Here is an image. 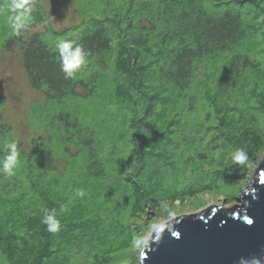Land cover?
I'll return each mask as SVG.
<instances>
[{
    "label": "trees",
    "instance_id": "obj_1",
    "mask_svg": "<svg viewBox=\"0 0 264 264\" xmlns=\"http://www.w3.org/2000/svg\"><path fill=\"white\" fill-rule=\"evenodd\" d=\"M35 5L27 27L46 23V31L17 34L3 49L21 51L30 85L46 96L52 135L31 154L18 144L8 175L14 128L0 122V264H112L135 238L121 224L149 200L183 202L238 184L264 150V0H130L65 33L88 54L72 78L44 40L62 34ZM89 99L91 116L98 104L110 114L111 140H101L104 124L80 118ZM241 148L240 171H223ZM46 212L58 233L42 223Z\"/></svg>",
    "mask_w": 264,
    "mask_h": 264
},
{
    "label": "rangeland",
    "instance_id": "obj_2",
    "mask_svg": "<svg viewBox=\"0 0 264 264\" xmlns=\"http://www.w3.org/2000/svg\"><path fill=\"white\" fill-rule=\"evenodd\" d=\"M130 0H27L23 4V0H0V100L4 106L0 111V122L10 124L14 128V140L16 145L22 144V149L28 153H32V149L36 142L45 141L52 135V131L48 126L47 117L51 112H46V96L43 92L34 89L29 82L28 74L23 65V56L19 49L12 52L4 50L5 42L13 38L17 34L24 33L28 38L35 33H44L47 29V24H39L36 26H29V19L25 20L23 26L18 30H14L12 24L15 22V17L20 16L24 20V16L33 14L35 3L44 9L46 13V21L62 36L54 37L52 33L44 35V40L51 45H55L65 39V33L70 29L76 28L84 24L90 18L105 16L108 13H115L116 10L124 8L129 4ZM157 1V0H149ZM14 4H23V7H13ZM25 8L30 10L25 13ZM32 16V15H31ZM30 16V19H31ZM37 16V11H36ZM28 18V17H27ZM205 67H201L199 79L203 78ZM81 92L82 88H78ZM104 94L107 89L104 88ZM91 99L84 100V104L79 108L85 107V116L80 112L79 116L83 122L85 117L87 122L93 120L101 122L105 126L100 128L102 141L111 140L113 134V120L110 119V114L101 111L102 107L98 104L96 114L91 116L89 111L91 106ZM87 107V108H86ZM38 111L40 113H38ZM86 122V123H87ZM100 127V126H99ZM114 128V127H113ZM105 132L108 133L105 136ZM50 141V140H49ZM54 145H57L54 143ZM69 147V145H67ZM111 146L103 151H110ZM63 147L58 148L59 155L55 165L59 172L63 173L67 166V157L61 152ZM79 150L78 147L70 146V151L75 153ZM104 152L99 154L103 155ZM264 158V150L258 153L256 159L251 161V167L239 179L238 184L226 185L224 188L216 191H205L192 198H186L181 201H167L149 200L146 209L141 213L140 217L136 216L124 224H121L124 229H132L134 231V241L131 247L118 251L117 255H122L116 259L112 264H139L142 250L146 247L147 241L153 236L157 227L169 220L182 215L203 212L208 207L213 205L223 206L225 208H232L241 204L239 198L244 195L254 179H259L260 173H257V168H260L261 161ZM69 161V160H68ZM236 163L223 165V171L227 170L230 174H236L235 171H240L239 167H235ZM166 169V167H164ZM233 181L232 183H235ZM226 185V186H225ZM149 205V206H148ZM148 207V208H147ZM128 233V232H127ZM127 233L121 238L127 236ZM116 242L115 248L121 246L119 240ZM81 261V260H80ZM87 264H93L87 261Z\"/></svg>",
    "mask_w": 264,
    "mask_h": 264
},
{
    "label": "water",
    "instance_id": "obj_3",
    "mask_svg": "<svg viewBox=\"0 0 264 264\" xmlns=\"http://www.w3.org/2000/svg\"><path fill=\"white\" fill-rule=\"evenodd\" d=\"M256 170L260 177L241 204L213 205L157 227L140 264H264V158Z\"/></svg>",
    "mask_w": 264,
    "mask_h": 264
},
{
    "label": "clouds",
    "instance_id": "obj_4",
    "mask_svg": "<svg viewBox=\"0 0 264 264\" xmlns=\"http://www.w3.org/2000/svg\"><path fill=\"white\" fill-rule=\"evenodd\" d=\"M26 3L27 0H23V4ZM23 4H14L13 7H17V8L23 7ZM29 10H30L29 8H25V13L28 12ZM26 19H27L26 15L24 16V20H22L20 16H16L15 22L12 24L13 29L18 30L20 27H22ZM57 49L61 56V67H62V71L66 75V78L74 77L79 71L87 67L89 63L88 54L79 45L74 47L71 41H61L57 44ZM6 147H8L11 151L10 154H8L4 159V161L2 162L3 171L8 175H12L13 174L12 170L17 165V158H18L17 145L14 142H12V143H7ZM247 160H248V155L246 151L242 148L237 149L233 156L234 163L238 165H244ZM77 195L83 196L84 192L78 191ZM42 223L47 225V231L51 233H58L61 230L60 221L55 219L53 215L47 212L42 220ZM141 255H140V260H141ZM116 259L118 258H115V260Z\"/></svg>",
    "mask_w": 264,
    "mask_h": 264
},
{
    "label": "snow or ice",
    "instance_id": "obj_5",
    "mask_svg": "<svg viewBox=\"0 0 264 264\" xmlns=\"http://www.w3.org/2000/svg\"><path fill=\"white\" fill-rule=\"evenodd\" d=\"M248 222H250V223H251V221H248Z\"/></svg>",
    "mask_w": 264,
    "mask_h": 264
}]
</instances>
